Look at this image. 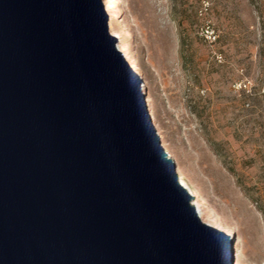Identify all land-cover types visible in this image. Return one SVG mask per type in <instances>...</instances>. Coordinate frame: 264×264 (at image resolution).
<instances>
[{
  "label": "water",
  "instance_id": "obj_1",
  "mask_svg": "<svg viewBox=\"0 0 264 264\" xmlns=\"http://www.w3.org/2000/svg\"><path fill=\"white\" fill-rule=\"evenodd\" d=\"M193 199L104 0H0V264H235Z\"/></svg>",
  "mask_w": 264,
  "mask_h": 264
},
{
  "label": "rangeland",
  "instance_id": "obj_2",
  "mask_svg": "<svg viewBox=\"0 0 264 264\" xmlns=\"http://www.w3.org/2000/svg\"><path fill=\"white\" fill-rule=\"evenodd\" d=\"M104 4L202 220L264 264V0Z\"/></svg>",
  "mask_w": 264,
  "mask_h": 264
},
{
  "label": "bare ground",
  "instance_id": "obj_3",
  "mask_svg": "<svg viewBox=\"0 0 264 264\" xmlns=\"http://www.w3.org/2000/svg\"><path fill=\"white\" fill-rule=\"evenodd\" d=\"M106 3V2H105ZM106 5V4H105ZM134 68H135V70H136V67L135 66H133ZM180 180H181V182H182V184L191 192V190H190V188L188 187V185L183 181V179L180 177ZM192 193V192H191ZM194 196V195H193ZM193 203H194V205L196 206V208H197V210H198V213H199V215H200V217H201V215H202V210H201V208H200V206L198 205V203H197V201H195L194 199H193ZM219 228L221 229V230H224L225 231V228H223V227H220L219 226Z\"/></svg>",
  "mask_w": 264,
  "mask_h": 264
}]
</instances>
